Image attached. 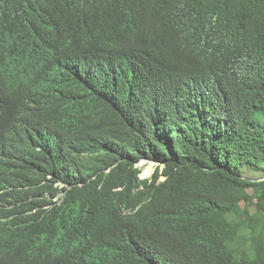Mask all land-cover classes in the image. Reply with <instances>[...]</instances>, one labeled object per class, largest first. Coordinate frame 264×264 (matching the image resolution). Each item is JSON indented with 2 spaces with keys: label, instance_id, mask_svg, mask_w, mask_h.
Instances as JSON below:
<instances>
[{
  "label": "trees",
  "instance_id": "trees-1",
  "mask_svg": "<svg viewBox=\"0 0 264 264\" xmlns=\"http://www.w3.org/2000/svg\"><path fill=\"white\" fill-rule=\"evenodd\" d=\"M248 171L264 0H0V264H264Z\"/></svg>",
  "mask_w": 264,
  "mask_h": 264
},
{
  "label": "rangeland",
  "instance_id": "rangeland-1",
  "mask_svg": "<svg viewBox=\"0 0 264 264\" xmlns=\"http://www.w3.org/2000/svg\"><path fill=\"white\" fill-rule=\"evenodd\" d=\"M136 167L140 169V175L139 177L141 179L148 178L152 175L156 164L150 161L146 160H141L139 163L136 164ZM149 169V173L147 174L146 171ZM246 176L250 179H262L264 178V173L262 172H253V171H248L246 172ZM251 233H248L250 235Z\"/></svg>",
  "mask_w": 264,
  "mask_h": 264
}]
</instances>
